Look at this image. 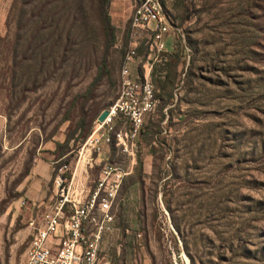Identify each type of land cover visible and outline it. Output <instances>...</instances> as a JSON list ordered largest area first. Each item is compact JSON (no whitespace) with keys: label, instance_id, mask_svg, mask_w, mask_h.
<instances>
[{"label":"rangeland","instance_id":"1","mask_svg":"<svg viewBox=\"0 0 264 264\" xmlns=\"http://www.w3.org/2000/svg\"><path fill=\"white\" fill-rule=\"evenodd\" d=\"M136 1L0 0V264H19L31 240L36 165L97 182L104 163L80 152L135 41L133 75L149 66L148 33L130 26ZM164 1L168 48L151 78L167 88L135 156L108 154L128 173L118 212L135 203L140 219L133 258L118 264H264V0H191L188 19Z\"/></svg>","mask_w":264,"mask_h":264},{"label":"built area","instance_id":"2","mask_svg":"<svg viewBox=\"0 0 264 264\" xmlns=\"http://www.w3.org/2000/svg\"><path fill=\"white\" fill-rule=\"evenodd\" d=\"M167 14L161 0L136 1L130 26L132 31L148 33L149 66L143 65V72L137 77L133 75L131 66L138 58L139 47L135 41L125 55L119 96L105 109L108 115L104 121L97 119L89 137V156L94 154V162L102 154V143L112 144L131 157L138 150L145 118L155 111L159 102L151 73L154 63L167 50L170 19ZM66 169L65 164L58 168L53 178L51 203L41 220L30 224L31 240L19 264H100V242L113 229L112 210L118 205L119 190L128 173L118 165L106 163L95 188L86 189L74 175L67 181L63 174ZM88 224L93 227L91 232L87 230Z\"/></svg>","mask_w":264,"mask_h":264},{"label":"crops","instance_id":"3","mask_svg":"<svg viewBox=\"0 0 264 264\" xmlns=\"http://www.w3.org/2000/svg\"><path fill=\"white\" fill-rule=\"evenodd\" d=\"M163 2H164L163 5L165 6L166 2L164 0ZM168 41H169V36L166 40V49L168 48ZM140 44L142 45V42H139V45ZM156 89L157 92H159L158 88ZM163 115L164 113H162V118ZM165 118H166V114H165ZM144 125L140 136L143 134ZM101 145H102V154L96 158L95 163L99 162L104 164L106 163L112 164L108 162L110 157L108 156V154L109 155L118 154V148H116L112 144H107V143H102ZM116 151L117 153H115ZM38 166L40 165H36V168L30 180V185L25 192V199L27 203L30 204V206L32 207L31 215L34 216V219H32L31 222H39L41 220L43 213L49 207L53 197V193H51L50 191V184L53 177V170L51 167V163L50 166L49 164L45 165L42 167V169H39ZM95 185L92 188L90 187L89 188L93 189L95 188ZM131 199L134 200L136 199V197L132 196ZM112 212L114 213V217H115L113 223L111 224L113 229L111 232H106L103 235V238L100 242V258H101L100 264H118L122 262L123 258H125L126 261H128L129 258H133L132 247L139 242L135 230H137L140 225V219H139L138 208L135 206V203H132L131 206L124 207L122 210H120V212H118V205H117L112 210ZM86 227L88 232H91L93 229V227L90 224H88Z\"/></svg>","mask_w":264,"mask_h":264},{"label":"trees","instance_id":"4","mask_svg":"<svg viewBox=\"0 0 264 264\" xmlns=\"http://www.w3.org/2000/svg\"><path fill=\"white\" fill-rule=\"evenodd\" d=\"M162 2H163V0H162ZM178 5H180L181 7H183V10H184V14H185V17H184V19H188L189 18V15H188V13H189V11H190V9H191V0H176L175 1V7L176 6H178ZM105 32H106V37L108 38V41H113L114 40V28L109 24V19L108 18H106L105 19ZM171 56V58L174 60V69L175 70H177L178 69V67H179V61H180V53L179 52H175V53H172V54H170ZM102 67H100V69H101ZM164 69V68H163ZM101 71L99 70V74H98V76L95 78V81H97V80H99V78L101 77V73H100ZM162 74L163 73H165V71L163 72H161ZM176 73V72H175ZM174 73V74H175ZM168 74V72H166V75ZM160 80H158V86H157V88H158V90H159V92H160V89H159V87L162 89V90H165L167 87H166V85H165V82L164 81H162L161 80V78H159ZM159 95V94H158ZM160 99V98H159ZM161 99H162V96H161ZM171 100H173V99H171ZM164 101V100H163ZM172 102V101H171ZM163 118H165V114L163 115ZM83 127H84V120L82 119L80 122H79V124H78V126H77V128H76V130H75V133H73L71 136H69L67 139H66V148L68 149L69 148V144H70V142L73 140V138H74V135L76 134V131H80L81 129H83ZM140 165H141V168L143 167V163H142V161L140 160ZM53 176H54V174H53Z\"/></svg>","mask_w":264,"mask_h":264},{"label":"bare ground","instance_id":"5","mask_svg":"<svg viewBox=\"0 0 264 264\" xmlns=\"http://www.w3.org/2000/svg\"><path fill=\"white\" fill-rule=\"evenodd\" d=\"M89 154H90V149L84 147V148L82 149V151H81L80 158H82L83 156H87V157H89ZM77 165H78V164H77ZM77 169H78V167H76L75 172H74V177H75V179H76V175H75V174H76V172H77Z\"/></svg>","mask_w":264,"mask_h":264},{"label":"water","instance_id":"6","mask_svg":"<svg viewBox=\"0 0 264 264\" xmlns=\"http://www.w3.org/2000/svg\"><path fill=\"white\" fill-rule=\"evenodd\" d=\"M107 115H108V112L106 111V110H103L101 113H100V115L98 116V121L99 122H102V121H104V119L107 117Z\"/></svg>","mask_w":264,"mask_h":264}]
</instances>
